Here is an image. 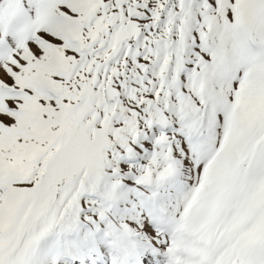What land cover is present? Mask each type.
I'll return each mask as SVG.
<instances>
[{"label":"snow or ice","instance_id":"snow-or-ice-1","mask_svg":"<svg viewBox=\"0 0 264 264\" xmlns=\"http://www.w3.org/2000/svg\"><path fill=\"white\" fill-rule=\"evenodd\" d=\"M0 264H264V0H0Z\"/></svg>","mask_w":264,"mask_h":264}]
</instances>
